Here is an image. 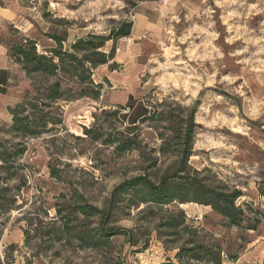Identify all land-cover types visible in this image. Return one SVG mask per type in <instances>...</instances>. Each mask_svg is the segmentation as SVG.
I'll return each instance as SVG.
<instances>
[{"label":"rangeland","instance_id":"374dc122","mask_svg":"<svg viewBox=\"0 0 264 264\" xmlns=\"http://www.w3.org/2000/svg\"><path fill=\"white\" fill-rule=\"evenodd\" d=\"M16 7L26 35L40 39L39 52L52 45L41 36L44 32L67 31L70 43L91 32L104 33L122 20L132 21L133 28L129 38L115 43L118 68L110 71L105 65L93 71L94 81L102 83V97L47 109L46 119L59 122L50 132L34 138L8 135L12 119L7 104L18 93L21 101L25 92L31 96L38 79H26L11 95L0 94V141L25 148L12 178L0 182V188L9 189L7 197H16V209L1 219L0 264L175 262L177 244L157 237V221L142 224L151 233L146 249L131 248L123 237L98 250L81 249L56 232L57 210L67 213L84 202L102 208L113 187L149 165L136 153L116 154L82 132V127H94L102 134V126L123 130L120 120L107 113L125 106L129 96L148 109L161 104L158 112L168 111L172 103L195 109L189 164L201 171L200 177L239 190L237 205L258 211L249 214L259 221L257 231L229 228L209 207L187 203L179 208L206 240L236 255L230 262L223 254L225 264H263L264 204L258 189L264 186V0H18ZM138 132L148 143V160L158 143L154 130L144 124ZM172 161L160 157L158 171H148L151 178ZM123 214L116 226L133 228L135 212ZM74 217L75 230H88L96 222Z\"/></svg>","mask_w":264,"mask_h":264},{"label":"trees","instance_id":"16d2710c","mask_svg":"<svg viewBox=\"0 0 264 264\" xmlns=\"http://www.w3.org/2000/svg\"><path fill=\"white\" fill-rule=\"evenodd\" d=\"M132 28V21L122 20L104 33L91 32L70 43L67 31L44 32L41 36L51 41L52 45L43 47L39 52L40 39L22 35L11 26L5 41L8 56L25 73L27 79L38 80L32 85L31 96L25 92L22 101L7 107L12 119L8 135L34 138L52 131L59 122L46 119V110H55L53 106L58 103L82 99L98 101L102 97L103 86L94 81L93 71L105 65L110 71L118 68L114 61L115 43L129 38ZM132 102L133 98L129 96L125 106L119 105L107 113L120 120L123 130L110 132L102 126V134L94 127H82V132L89 140L113 148L116 154L136 153L138 158L149 162V165L141 169L142 174L113 187L102 208L84 202L67 213L57 210L59 226L56 232L59 236H68L81 249L108 247L118 237H123L131 248L142 245L146 249L151 233L144 225L157 221L153 229L157 237L164 240V244H177L175 262L167 260L161 264H225L223 254L228 261L233 262L236 255L223 250L217 241L206 240L179 208L187 203L209 207L227 227L257 231L259 221L249 214L258 211L253 212L248 204L243 205L245 208L237 205L236 202L242 197L239 190L221 181L200 177L201 171L189 164L196 127L195 109L172 103L170 105H175L176 109L169 106L168 111L158 112L157 107H162L161 104L148 109L142 103ZM124 110L127 113L121 116ZM144 124L154 130L153 140L158 142L149 151L153 156L149 154L148 160L144 159L148 143L138 132L139 125ZM157 124L162 127L159 129ZM8 144V141H0V182L5 184L13 176L11 170L16 168V160L25 153V148ZM160 157L172 158L173 161L160 176L151 178L153 173L148 171H158ZM50 174L54 177V172ZM7 191L8 188H0V225L1 219L16 209V197L10 194L7 197ZM258 193L264 204V186L259 187ZM131 212H135L137 223L143 222L141 226H137V223L130 229L116 226L122 213L129 217ZM77 215L96 218L94 227L88 230L71 228L76 220L73 218Z\"/></svg>","mask_w":264,"mask_h":264},{"label":"crops","instance_id":"0c3cea01","mask_svg":"<svg viewBox=\"0 0 264 264\" xmlns=\"http://www.w3.org/2000/svg\"><path fill=\"white\" fill-rule=\"evenodd\" d=\"M18 0H0V94L11 95L15 90H19L21 84L26 82V75L8 56L6 37L9 28L12 26L18 33L26 35L24 21L20 16V8L16 7ZM102 67V66H100ZM16 92V91H15ZM21 96L18 93L14 102L7 104V107L20 102Z\"/></svg>","mask_w":264,"mask_h":264}]
</instances>
